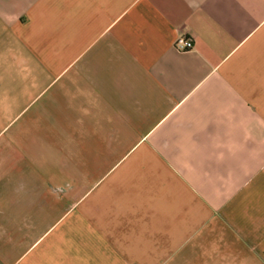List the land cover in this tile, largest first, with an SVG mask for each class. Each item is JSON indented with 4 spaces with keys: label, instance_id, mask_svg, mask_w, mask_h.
I'll list each match as a JSON object with an SVG mask.
<instances>
[{
    "label": "crops",
    "instance_id": "1",
    "mask_svg": "<svg viewBox=\"0 0 264 264\" xmlns=\"http://www.w3.org/2000/svg\"><path fill=\"white\" fill-rule=\"evenodd\" d=\"M0 264H264V0H0Z\"/></svg>",
    "mask_w": 264,
    "mask_h": 264
},
{
    "label": "built area",
    "instance_id": "2",
    "mask_svg": "<svg viewBox=\"0 0 264 264\" xmlns=\"http://www.w3.org/2000/svg\"><path fill=\"white\" fill-rule=\"evenodd\" d=\"M174 49L180 52L189 51L193 48V41L186 35H180L173 44Z\"/></svg>",
    "mask_w": 264,
    "mask_h": 264
}]
</instances>
